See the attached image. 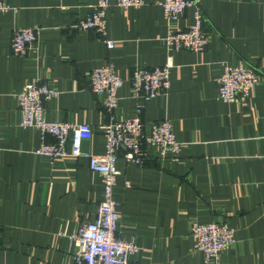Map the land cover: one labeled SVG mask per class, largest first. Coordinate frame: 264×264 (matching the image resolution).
Listing matches in <instances>:
<instances>
[{
	"label": "crops",
	"instance_id": "crops-1",
	"mask_svg": "<svg viewBox=\"0 0 264 264\" xmlns=\"http://www.w3.org/2000/svg\"><path fill=\"white\" fill-rule=\"evenodd\" d=\"M3 1L10 9L0 12V264H70L71 237L94 219L103 193L85 158L34 153L40 137L19 125L16 94L28 82L46 81L58 94L45 103V118L87 123L92 137L81 148L101 154L109 115L103 95L89 88V74L108 62L122 79L112 115L124 119L141 108L145 131L168 119L182 145L177 159H161L145 144L142 164L118 152L117 235L138 247L129 264H203L192 250L190 226L209 221L235 231L219 264H264V0H193L174 21L164 16L161 0L137 8L110 0V48L94 31L72 28L96 0ZM196 5L207 48L166 49L163 38L193 23ZM27 27L39 29L38 39L26 55H13L12 31ZM168 55L167 92L136 97L133 67L163 65ZM239 63L257 72L258 83L244 101L223 103L216 98L222 65Z\"/></svg>",
	"mask_w": 264,
	"mask_h": 264
},
{
	"label": "built area",
	"instance_id": "built-area-1",
	"mask_svg": "<svg viewBox=\"0 0 264 264\" xmlns=\"http://www.w3.org/2000/svg\"><path fill=\"white\" fill-rule=\"evenodd\" d=\"M193 0H161L164 16L168 21L178 19L184 10L194 4ZM120 7L137 8L143 0H117ZM110 0H96L92 10L86 13L72 28L92 30L102 37L108 48L113 41L108 38L106 12ZM10 6L0 0V12ZM193 23L184 29L172 30L163 38L166 49L172 51L190 50L201 52L207 48L208 36L203 30V13L196 5L193 11ZM39 29L34 27L13 29L10 49L13 55L24 56L37 41ZM173 67L171 55L163 65L154 67L135 66L130 71V86L136 97L153 99L167 92L170 87V70ZM257 72L245 63L222 65L217 79L216 98L223 103L244 101L258 83ZM122 79L115 72L112 62L95 67L89 74V88L93 93L103 95V108L109 115L103 125L105 150L101 154L83 151L81 143L92 137V129L87 123H72L45 118V103L55 98L58 91L46 81L28 82L16 94L20 110L21 127H32L38 131L40 145L34 149L39 156L50 159L85 158L88 168L98 174L102 180V198L97 204L95 217L83 223L71 237L73 247L70 264H129V258L138 251V247L117 235L119 215L114 199V186L119 175L116 159L120 148L127 162L142 164L146 159L144 145H153L156 156L169 155L177 159L182 148L172 132L168 119L151 124L145 131L140 117L141 108L135 114L124 119H116L112 112L117 105V90ZM50 138V141L46 140ZM261 158L264 161V153ZM192 250L202 255L203 264H219L220 254L236 240L234 229L225 221L194 222L190 226Z\"/></svg>",
	"mask_w": 264,
	"mask_h": 264
}]
</instances>
